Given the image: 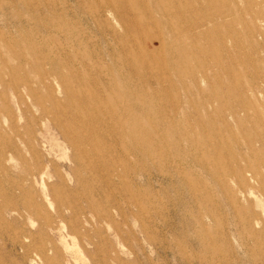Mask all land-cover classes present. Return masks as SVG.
I'll return each mask as SVG.
<instances>
[{
  "label": "rangeland",
  "instance_id": "1",
  "mask_svg": "<svg viewBox=\"0 0 264 264\" xmlns=\"http://www.w3.org/2000/svg\"><path fill=\"white\" fill-rule=\"evenodd\" d=\"M0 264H264V0H0Z\"/></svg>",
  "mask_w": 264,
  "mask_h": 264
},
{
  "label": "bare ground",
  "instance_id": "2",
  "mask_svg": "<svg viewBox=\"0 0 264 264\" xmlns=\"http://www.w3.org/2000/svg\"><path fill=\"white\" fill-rule=\"evenodd\" d=\"M64 61V60H63ZM216 145V144H215ZM62 156V155H61ZM67 157V156H66ZM34 166V165H33ZM33 168V167H32ZM90 170V169H89ZM46 199V198H45ZM242 206V205H241ZM29 249V248H28Z\"/></svg>",
  "mask_w": 264,
  "mask_h": 264
}]
</instances>
